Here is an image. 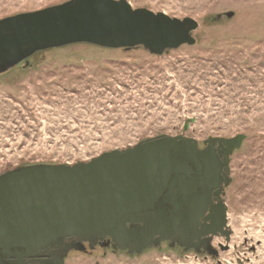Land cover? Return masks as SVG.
Masks as SVG:
<instances>
[{"label":"rangeland","instance_id":"obj_1","mask_svg":"<svg viewBox=\"0 0 264 264\" xmlns=\"http://www.w3.org/2000/svg\"><path fill=\"white\" fill-rule=\"evenodd\" d=\"M73 0H0V20ZM120 1V0H114ZM161 21L191 19L193 44L72 41L0 72V174L75 164L159 136L243 135L220 197L228 240L198 251L161 240L138 252L76 243L63 264H264V0H124ZM210 250L212 253H210Z\"/></svg>","mask_w":264,"mask_h":264},{"label":"water","instance_id":"obj_2","mask_svg":"<svg viewBox=\"0 0 264 264\" xmlns=\"http://www.w3.org/2000/svg\"><path fill=\"white\" fill-rule=\"evenodd\" d=\"M148 15L144 9L131 11L124 0H73L4 18L0 72L34 50L72 41L143 44L158 54L167 46L194 43L189 32L196 22ZM243 139L213 137L199 149L193 138L163 135L86 162L35 164L0 174V264L33 258L63 264L62 254L76 243L93 245L104 238L130 253L161 240L186 248L209 234L228 240L227 207L220 193L230 181L229 155ZM211 196L218 199L216 210L204 218L210 224L197 230Z\"/></svg>","mask_w":264,"mask_h":264},{"label":"flooded vegetation","instance_id":"obj_3","mask_svg":"<svg viewBox=\"0 0 264 264\" xmlns=\"http://www.w3.org/2000/svg\"><path fill=\"white\" fill-rule=\"evenodd\" d=\"M205 147L206 146L204 145V148ZM214 148H215V153L218 156V160L222 162L224 160V157H223V155L219 154L218 143H214ZM217 202H218V199L215 198L214 196H211V200H210V203L208 204L207 211L205 212V214L203 216H200L199 219H198L197 230H201V225L210 224V220H208V219L206 220L204 218L210 213L209 210H211V211L216 210ZM208 236H214V235H210V234L206 235L205 237H202L200 240L199 239H193L190 242L191 244L189 246L191 248H193V249L198 250V251L202 250L208 244H204V243H202L200 241H202L203 238L206 240L208 238ZM185 243L189 244L187 241ZM56 255H57V253L55 255L51 256V257H55ZM41 260H44V258H33L31 260H26L23 264H45V263L40 262Z\"/></svg>","mask_w":264,"mask_h":264},{"label":"trees","instance_id":"obj_4","mask_svg":"<svg viewBox=\"0 0 264 264\" xmlns=\"http://www.w3.org/2000/svg\"><path fill=\"white\" fill-rule=\"evenodd\" d=\"M19 168V167H18Z\"/></svg>","mask_w":264,"mask_h":264}]
</instances>
